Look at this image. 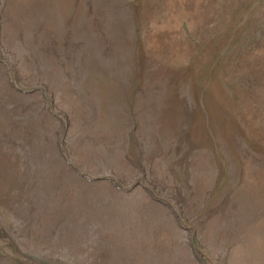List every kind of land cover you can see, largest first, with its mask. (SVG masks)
I'll use <instances>...</instances> for the list:
<instances>
[{"label":"rangeland","instance_id":"374dc122","mask_svg":"<svg viewBox=\"0 0 264 264\" xmlns=\"http://www.w3.org/2000/svg\"><path fill=\"white\" fill-rule=\"evenodd\" d=\"M0 264H264V0H0Z\"/></svg>","mask_w":264,"mask_h":264}]
</instances>
